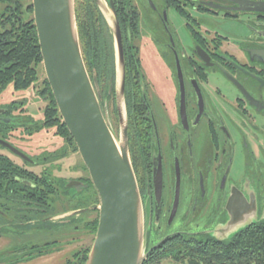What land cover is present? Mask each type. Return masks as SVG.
<instances>
[{
  "label": "flooded vegetation",
  "instance_id": "obj_1",
  "mask_svg": "<svg viewBox=\"0 0 264 264\" xmlns=\"http://www.w3.org/2000/svg\"><path fill=\"white\" fill-rule=\"evenodd\" d=\"M103 1L121 32L124 97L119 95L116 51L114 82H107L105 89L103 77L95 73V92L111 131H117L120 116L123 120L120 99L127 137L129 115L141 119L138 124L131 120L128 152L148 231L169 225L176 216L186 228L196 230L176 233L193 235H210L231 218L241 222L255 211L260 218L264 215V0ZM139 2L155 32L150 39V33L139 30ZM229 23L237 29H225ZM127 29L132 34L126 35ZM128 91L135 96H128ZM1 94L0 133L10 136L20 130L13 138L49 135L46 129L30 130L40 123L23 115L15 105L17 99L3 100ZM128 98L137 99L139 107L129 110ZM53 137L64 145L55 144V155L48 157L45 149L31 157L29 148L23 151L0 139L27 158L0 145L17 160L1 150L0 157L25 173V178L16 177L12 168L4 177L0 162V264H24L61 251L60 242L34 239L30 222L37 219L42 227L47 225V220L59 218L52 207L75 196L87 197L86 208L72 215L79 218L92 212L85 229L93 241L92 225L96 220L98 224L99 213L92 208L99 204L98 194L75 144L55 132ZM43 140L39 147L47 148L50 140ZM71 154L77 155L79 164L65 170L70 176H60V162ZM89 247H81L64 264Z\"/></svg>",
  "mask_w": 264,
  "mask_h": 264
},
{
  "label": "water",
  "instance_id": "obj_2",
  "mask_svg": "<svg viewBox=\"0 0 264 264\" xmlns=\"http://www.w3.org/2000/svg\"><path fill=\"white\" fill-rule=\"evenodd\" d=\"M101 8L99 0H95ZM14 2V1H13ZM75 0H31L45 78L58 112L98 194V224L84 264H142L147 255L143 208L136 176L128 152L126 121L119 142L103 117L91 79L81 55L75 19ZM164 20H167L164 12ZM117 61L119 95H124V57L117 20L112 25ZM0 145L27 160L26 156L0 140ZM174 212L170 216L173 218ZM236 219V220H235ZM231 218L210 232L224 241L239 230L264 219L256 211L239 222ZM206 233V232H205Z\"/></svg>",
  "mask_w": 264,
  "mask_h": 264
},
{
  "label": "trees",
  "instance_id": "obj_3",
  "mask_svg": "<svg viewBox=\"0 0 264 264\" xmlns=\"http://www.w3.org/2000/svg\"><path fill=\"white\" fill-rule=\"evenodd\" d=\"M26 1L30 3L23 4ZM74 8L78 40L87 73L91 79L95 73L101 75L107 89V82L112 84L115 79V47L111 28L95 0H75ZM24 13L29 16L26 21L22 16ZM125 33L132 34V30L127 29ZM40 69L43 71L31 0H0V94L10 85L15 91L29 90L38 81ZM41 84L38 95L48 103L42 121L30 130H54L56 135L74 145L45 77ZM131 93L128 91V96H135ZM138 105L137 99L128 98L129 110L132 111ZM130 118L136 124L141 120L131 114ZM131 120L128 128L129 143L133 137ZM0 162L4 177L5 173L14 168V176L25 178L22 167H15L7 157H0ZM96 228L97 220L92 225L93 233ZM89 250L87 248L75 254L66 264H84ZM165 259L179 264H264V219L244 227L224 241H217L210 235H167L147 249L142 264H161Z\"/></svg>",
  "mask_w": 264,
  "mask_h": 264
},
{
  "label": "rangeland",
  "instance_id": "obj_4",
  "mask_svg": "<svg viewBox=\"0 0 264 264\" xmlns=\"http://www.w3.org/2000/svg\"><path fill=\"white\" fill-rule=\"evenodd\" d=\"M156 3L159 0H153ZM101 2V10L107 19L108 23L112 25L113 22V15L111 10L109 9V6L103 1L100 0ZM30 3L29 1L24 2L23 4H28ZM138 8L140 12V25H139V30L141 34L150 33L149 34V39L152 36H155V32L152 29L151 23L148 20H151L148 17V13L144 12V8L142 7V3H138ZM24 20L26 21L29 16L24 13L23 15ZM174 20V18H171ZM145 24V25H144ZM149 26L151 30H147L144 26ZM226 25V24H224ZM226 28H231L236 30L237 26L234 24H227L225 26ZM147 39V38H146ZM154 43V40L153 42ZM146 48V47H145ZM147 49V48H146ZM45 77L44 70L42 71L41 69L39 70V76H38V81L36 84L30 88L29 90H26L25 92H14L12 87L9 86L2 94L1 98L4 99H11L14 97V100L17 99L16 102V107L21 110L23 115H25L27 118L31 119L32 122L40 123L43 118V111L45 106L47 105L48 101L43 99L41 96L38 95V91L41 90L42 88V81ZM122 100L120 99V106L122 109L123 113V122L126 119L125 116V109L122 104ZM116 128L117 131H112L113 136L115 137V140L117 143L119 142V136H120V131L122 128V124L119 122H116ZM20 130L16 131H11L10 136H5L3 135L4 133H0V139H5L8 143L13 145L15 148L22 149L23 151H28V148L30 149V154L31 157L34 155H37L39 151L45 149L46 151V157L55 155L54 150L56 149L57 146H62L64 145L59 138H54V130H48L49 132L48 136H33V137H24L22 134H19L18 136H22L21 138L16 136L13 138V134L17 135V132ZM50 140V144L47 148H41L39 147L40 145L45 144L43 138ZM20 140L19 141H17ZM54 142V143H53ZM57 146H56V145ZM53 145V146H52ZM72 145V144H71ZM3 154L10 156L11 158L17 160L16 158L12 157L7 151L0 149ZM79 164V158L77 157L76 154H71L67 159H64L60 162V165L62 167V171L59 175L60 176H70L68 172L65 170L70 169V166L73 167L76 164ZM75 175V174H74ZM71 175V176H74ZM87 197L85 194L82 197H73V198H67L66 200L62 201L58 205H54L52 207L53 210H55V213H58L56 217L59 218H52L50 220H47V225H43L42 223L37 220H34V222H30L31 225V231H33L34 236L38 242L40 240H48V241H57L60 242V245L62 247L61 251L53 252L52 254H48L47 256L41 257V258H36L34 260H31L30 262L24 263V264H64L65 260L69 258L71 254L76 252L77 250L81 249V247L84 246H92V243L94 241H91L92 236H88L86 229H85V222L87 220V216L92 214V212H85L80 214V217L78 218V215H72L74 211L79 210L78 208H86V206L89 204L88 200L86 199ZM60 215H62L60 217ZM34 219V218H33ZM196 230L194 228H186V226L183 224L182 218L179 216H176L173 218L171 223L169 225H162L159 229H152L148 231L146 235V247L150 248L153 247L156 243H158L163 237L166 235L176 233V232H195ZM95 237V235H94ZM91 248V247H89ZM161 264H179V263H174L171 260L165 259L161 262Z\"/></svg>",
  "mask_w": 264,
  "mask_h": 264
}]
</instances>
